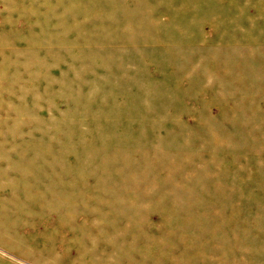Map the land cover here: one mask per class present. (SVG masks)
<instances>
[{
    "label": "rangeland",
    "instance_id": "rangeland-1",
    "mask_svg": "<svg viewBox=\"0 0 264 264\" xmlns=\"http://www.w3.org/2000/svg\"><path fill=\"white\" fill-rule=\"evenodd\" d=\"M0 264H264V0H0Z\"/></svg>",
    "mask_w": 264,
    "mask_h": 264
}]
</instances>
